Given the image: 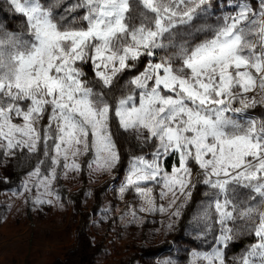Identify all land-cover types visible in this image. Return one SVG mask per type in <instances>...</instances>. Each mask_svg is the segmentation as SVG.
I'll use <instances>...</instances> for the list:
<instances>
[{"label": "snow or ice", "instance_id": "6c2138e0", "mask_svg": "<svg viewBox=\"0 0 264 264\" xmlns=\"http://www.w3.org/2000/svg\"><path fill=\"white\" fill-rule=\"evenodd\" d=\"M4 6L20 24L0 21V166L30 169L13 195L62 207L60 180L112 175L127 144L119 196L139 207L125 219L171 231L200 185L190 223L213 246L189 264H264V0Z\"/></svg>", "mask_w": 264, "mask_h": 264}, {"label": "rangeland", "instance_id": "374dc122", "mask_svg": "<svg viewBox=\"0 0 264 264\" xmlns=\"http://www.w3.org/2000/svg\"><path fill=\"white\" fill-rule=\"evenodd\" d=\"M13 16L6 6L0 11V21L18 28ZM251 111L264 114L261 107ZM128 147L122 154L128 156ZM127 159L112 175L90 178L85 164L79 176L60 180L55 188L62 207H34L30 198L13 195L21 191L28 161L0 166V264H159L163 259L189 264L192 251H211V237L208 243L195 239L199 229L190 223L202 199L200 185L171 231L162 226L168 218L159 214L138 213L142 223L124 218L135 208L126 196L119 198ZM250 242L244 238L231 245L227 256L239 255Z\"/></svg>", "mask_w": 264, "mask_h": 264}, {"label": "trees", "instance_id": "16d2710c", "mask_svg": "<svg viewBox=\"0 0 264 264\" xmlns=\"http://www.w3.org/2000/svg\"><path fill=\"white\" fill-rule=\"evenodd\" d=\"M118 146L120 147L121 152H122V148H126V144H123V143H118ZM127 157L128 156H127L126 153L122 154V160H123V163L122 164L125 163ZM171 163H172L171 162V158H169L168 162L166 163V167H168L170 169ZM126 199H127V201L130 200L135 208H138L139 207V201H138V199H136L134 197V195H132V194H126Z\"/></svg>", "mask_w": 264, "mask_h": 264}]
</instances>
